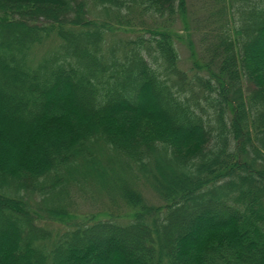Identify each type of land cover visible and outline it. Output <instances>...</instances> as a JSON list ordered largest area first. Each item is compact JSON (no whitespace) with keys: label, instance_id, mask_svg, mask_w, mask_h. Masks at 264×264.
Segmentation results:
<instances>
[{"label":"trees","instance_id":"obj_1","mask_svg":"<svg viewBox=\"0 0 264 264\" xmlns=\"http://www.w3.org/2000/svg\"><path fill=\"white\" fill-rule=\"evenodd\" d=\"M189 7L0 0V264H264V0Z\"/></svg>","mask_w":264,"mask_h":264},{"label":"rangeland","instance_id":"obj_2","mask_svg":"<svg viewBox=\"0 0 264 264\" xmlns=\"http://www.w3.org/2000/svg\"><path fill=\"white\" fill-rule=\"evenodd\" d=\"M212 0H188L189 3V13L185 19V21H190L192 19H196L197 20L194 22L195 24H183L181 21L178 22V25L176 28V31H172L171 30V34H173V36L177 37L180 36V52L182 59L187 62V64H191V51H189V44L190 46L193 45L192 43L195 42V44H198L199 40L201 39L202 36V32H200L199 30H201L202 28L206 27L207 24H201L202 21L200 22V24H196L197 21H199L203 15H206L209 10H210V4H211ZM198 26V31H199V36L195 34L196 28ZM188 28V29H187ZM180 30V31H177ZM195 34V36H193ZM198 51L200 50V47L197 48ZM259 53L261 54V51H259ZM260 57H262V54L259 55ZM2 95V93L0 94V96ZM12 105V102L9 104V106ZM128 121V120H126ZM124 121V122H126ZM168 175H171V172L167 170ZM22 253L19 252L18 256H20ZM15 264H18V260L15 261Z\"/></svg>","mask_w":264,"mask_h":264}]
</instances>
